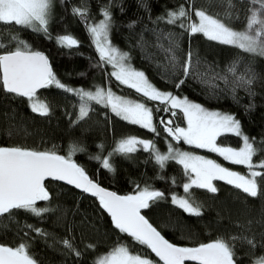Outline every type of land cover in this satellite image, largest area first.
<instances>
[{"label": "snow or ice", "instance_id": "obj_1", "mask_svg": "<svg viewBox=\"0 0 264 264\" xmlns=\"http://www.w3.org/2000/svg\"><path fill=\"white\" fill-rule=\"evenodd\" d=\"M65 3L66 0H60ZM224 7L223 14L211 13L205 8L195 7V0H186L185 4L176 9H168L152 20V24L163 22L166 25L177 27L180 35L193 37L202 34L208 41L220 45L231 46L239 51L264 58V0H247L251 5L245 16V28L236 30L231 26L233 20L239 21L238 11H235L233 0H219ZM141 7L150 12L146 0H140ZM113 0L100 8L101 18L98 21L89 19L90 9L87 6H75L72 14L78 17L84 25L90 43L98 54L94 67L105 68L110 66L111 71L106 77L114 78L118 85L135 91L141 100H132L117 95L108 86H95L93 89L74 87L62 82L53 69L49 57L42 51L35 50L27 41L18 35L9 34L7 43L0 39V90L5 94L26 98L32 113L43 117L51 115V107L46 100L38 97V90L55 87L66 94H71L78 100L75 105V119L68 113L70 123L75 126L90 117L95 106H101L105 115L114 114L132 125L149 130L159 135L157 125L154 123V109L145 102H154L155 111L170 113L176 117L179 113L186 121V126L175 124L174 119L159 118V125L166 133V148L162 152L153 140L141 139L135 136L121 138L115 142V147L103 155L104 145L98 144V153L91 158L100 162L101 167L114 172L112 162L114 156L130 158L138 151L149 154L150 159L163 171L169 162H175L182 167L186 178L180 185L184 195L152 187L149 184H136L132 193L118 195L102 187L92 179L85 168L77 164L73 155L86 151L80 146H73L68 154L61 155L51 149L36 150L20 145L0 146V217L11 218L16 211L29 213L36 218H42L46 213L55 211L52 207H38V202H50L52 196L46 186V181L66 182L83 193L96 197L100 207L106 211L115 229L127 234L134 243L146 246L155 254L162 264H239L241 257L236 253V242L246 243L251 250L249 256L254 255L257 247L264 248V243H258L255 237L232 235L228 238L218 236L216 239L200 243L196 246H178L169 242L149 220L141 214L152 204L161 201L170 202L173 206L183 210L184 213L200 217L203 215V204L193 195V190H206L215 194L218 188L214 181H223L227 185L242 191L249 198L264 196V159L254 162L264 145V138L250 137L243 131V125L235 113L213 110L199 102L189 99L186 95L179 96L172 91L162 90L153 84L143 70L132 64L129 51L115 45L111 39L114 19L111 8ZM55 0H0V24L6 26H21L31 30L45 39L55 40L58 47L71 53L78 49L81 41L73 34L61 33L55 36L50 32L53 20ZM123 5L120 11L123 12ZM133 20L128 27H136ZM155 35V47L164 56V62H156L160 79L171 83L176 90L192 79L202 87L208 89L210 98H219L220 93H226L233 103L240 105L239 92L243 90L248 97L255 96L253 87L260 78L251 65L241 70L239 57L230 61L223 71H216L212 65L206 66L201 72V60L191 47L186 53H181V45L177 33L152 29ZM14 42V47L10 45ZM166 42V43H165ZM134 47L139 48L146 60L152 61L153 54L147 53V42L141 34ZM82 55V54H81ZM83 75V73H81ZM223 82L225 87L220 88ZM255 107L250 102L243 105L244 111L249 112ZM232 134L241 140L238 148L219 144L218 138ZM11 135V133H9ZM170 138V139H169ZM183 142L197 149H207L216 153L225 161L246 168V173L234 171L223 166L216 160L197 155L191 151L181 150L174 144ZM159 180L168 179L172 185L177 184L176 177L157 175ZM258 178L262 183H258ZM252 222L249 221V225ZM35 233L37 237L45 240L51 234L43 228L32 224L25 226ZM24 235L27 237L28 232ZM68 254L74 258H81L84 253L74 243L64 238L58 241ZM86 250H94L96 245L88 244ZM31 244L22 241L17 246L0 244V264H39L30 252ZM93 264H156L155 261L130 250L127 244L119 243L93 259ZM252 264H264V255L253 259Z\"/></svg>", "mask_w": 264, "mask_h": 264}, {"label": "trees", "instance_id": "obj_2", "mask_svg": "<svg viewBox=\"0 0 264 264\" xmlns=\"http://www.w3.org/2000/svg\"><path fill=\"white\" fill-rule=\"evenodd\" d=\"M146 2L150 12L141 7L140 0H113L111 8L114 19L111 32L113 43L131 53L134 67L143 70L156 87L172 91L179 96L186 95L189 99L209 109L235 113L241 120L243 131L246 134L250 137H257L258 140L264 138V58L243 53L231 46L208 41L202 34L190 38L187 35H180L181 30L177 27L166 25L163 22L158 24L150 22L149 16L155 20L168 9H176L181 4L187 7L186 0H146ZM233 3L240 19L239 21L233 20L231 26L236 30H243L245 28L244 18L251 5L247 3V0H233ZM107 4L108 0H66L65 3L55 0L50 32L53 36L61 33L75 35L81 44L71 53L58 47L55 40L45 39L42 35H37L21 26L0 24V39L7 43L9 34L18 35L20 39L31 44L33 49L47 54L57 76L66 84L74 87L82 86L85 89H93L100 84L110 85L117 93L141 100L142 98L134 90L118 85L114 78L109 80L106 77L105 73L110 72L108 66L103 69L93 66L98 60V54L90 43L84 25L78 17L72 14L73 7L87 6L90 9L89 19L94 18L98 21L101 18L100 8ZM121 4L123 12L120 11ZM195 7L205 8L211 13L223 14L225 10L219 0H195ZM133 20L137 21V24L135 28L130 29L128 25ZM152 29L176 32L181 45V53H186L191 47L198 54L202 62L199 68L201 72L207 70V65H212L216 71L222 72L230 61L239 57L241 70L251 65L260 77L253 87L255 96L248 97L241 90L239 92L242 98L240 105L233 103L226 93H220L219 98H210L208 89L192 79L187 80L185 85L176 90L171 83L160 79L156 62L163 63L164 56L153 47L155 35ZM141 34L144 35L148 45L147 53L153 54L152 61L146 60L140 49L134 47ZM10 47H14V42ZM219 83L220 88L225 87L223 82ZM37 95L50 104L51 115L43 117L32 113L26 98L5 94L0 90V146L20 145L36 150L51 149L55 146L58 154L65 156L73 146H80L86 151L77 152L72 159L83 166L92 179L112 190L127 194L134 191L136 184L141 186L149 184L165 191L166 195L171 192L184 195L180 185L185 182L186 178L182 167L175 162H169L167 167L161 171L150 159L149 154L141 150L130 158L114 156L112 162L115 171L109 172L101 167L100 162L91 158L98 153V144L104 145L103 155H107L115 147L116 141L129 136L153 140L162 152L166 151V133L159 125V118L164 117L165 120L172 118L175 124H179L178 120H181L179 113L176 117H171L170 113L156 112L154 102L145 101L149 107L154 109V123L157 125L159 135L139 125L123 121L114 114L109 113L106 116L105 110L95 105V111L90 113L88 119L73 126L68 113H72L71 119H75L77 110L75 105L78 104L76 98L54 86L38 92ZM250 100L255 107L245 112L243 105L248 104ZM217 142L223 146L236 148L241 146L240 138L232 134L218 138ZM174 146L219 157L215 153L188 146L183 142ZM256 147L264 149V145L259 143ZM262 159H264V150L253 158L254 162ZM230 165L239 171L246 172L244 166ZM158 174L166 178L176 177L177 184L172 185L168 179H157ZM258 183H262L259 178ZM215 184L219 189L215 194L208 193L206 190H193V195L203 204V215L200 217L184 213L183 210L171 204L170 198L144 209V215L158 230L163 232L168 240L180 246H194L210 242L218 236L228 238L232 235L249 238L254 236L258 243H264V196L249 198L242 191L223 181H215ZM46 186L52 199L50 202H38L37 206H45L47 203L55 211L44 214L42 218H36L23 211L14 212L11 218L0 217V244L15 247L22 241L29 242L30 252L39 264H93L95 257L106 253L119 242L127 244L134 253L161 263L146 246L134 243L127 234L120 233L114 228L110 216L100 207L97 198H92L57 181H47ZM249 221L252 222L250 225ZM27 224L43 228L51 234V237L47 240L37 237L34 232L25 227ZM26 231L28 232L27 237L24 235ZM64 238L70 239L84 255L77 259L68 254L58 243ZM88 244H94L96 248L86 250L85 246ZM235 250L241 257L239 264H252L253 259L264 255V248L257 247L254 255L249 256L248 253L253 250L242 241L236 242Z\"/></svg>", "mask_w": 264, "mask_h": 264}, {"label": "rangeland", "instance_id": "obj_3", "mask_svg": "<svg viewBox=\"0 0 264 264\" xmlns=\"http://www.w3.org/2000/svg\"><path fill=\"white\" fill-rule=\"evenodd\" d=\"M109 67V70L111 71L112 69H111V67L110 66H108ZM97 86V85H96ZM100 86H104V85H102V84H100ZM112 88V87H111ZM93 90H94V88H93ZM113 90V89H112ZM114 91V90H113ZM117 95H121V96H124V97H127V98H129V99H132V100H137L136 98H132V97H129V96H126V95H124V94H120V93H117L116 91H114ZM180 118H181V120H178V122H179V126H181V127H184V126H186V121L183 119V117L180 115ZM175 145V144H174ZM189 146V145H188ZM176 147V146H175ZM179 148L181 149V150H184V151H191V152H193V153H195V154H197V155H201V156H205V157H207V158H209V159H213V160H216L218 163H221L223 166H225V167H228V168H230V169H232V170H234V171H237V172H240V173H246L245 171L244 172H242V171H239V170H237V169H235L234 167H232L230 164H229V162H227V161H225L222 157H220L218 154H216L215 153V155H217V156H219V157H216V156H213V155H208V154H206L204 151V153H202V152H196V151H193V150H187V149H184V148H182L181 146H179ZM236 148V147H235ZM203 150H206V151H208L207 149H203ZM214 183H215V181H214ZM151 260H153V259H151ZM154 261V260H153ZM156 264H161V263H158V262H156Z\"/></svg>", "mask_w": 264, "mask_h": 264}, {"label": "water", "instance_id": "obj_4", "mask_svg": "<svg viewBox=\"0 0 264 264\" xmlns=\"http://www.w3.org/2000/svg\"><path fill=\"white\" fill-rule=\"evenodd\" d=\"M47 55V54H46ZM42 90H45V89H41V90H38V92H40V91H42ZM62 155V154H61ZM77 164H78V162L75 160V159H73ZM87 172V171H86ZM88 173V172H87ZM88 175L90 176V174L88 173ZM91 177V176H90ZM95 180V179H94ZM47 181H51V179H49V180H47ZM47 181H46V183H47ZM53 181V180H52ZM95 181H97V180H95ZM57 182H60V183H64V184H66V182H62V181H57ZM98 182V181H97ZM99 183V182H98ZM102 187H104V188H106V189H108L109 191H113V192H116L118 195H126V194H123V193H120V192H118L117 190L115 191V190H112V189H110L109 187H107V186H104V185H102L101 183H99ZM66 185H68V184H66ZM68 186H70L71 188H75L74 186H72V185H68ZM76 189V188H75ZM77 191H80V192H82L81 190H79V189H76ZM83 193V192H82ZM84 194V193H83ZM85 194H87V193H85ZM127 194H129V193H127ZM88 196H90V197H92V198H96V197H94V196H92V195H90V194H87ZM141 214L142 215H144V212H143V210H142V212H141ZM109 215V214H108ZM110 216V215H109ZM145 216V215H144ZM146 217V216H145ZM111 218V217H110ZM147 218V217H146ZM148 219V218H147ZM149 220V219H148ZM149 222L150 223H152V221L151 220H149ZM153 224V223H152ZM153 226L154 227H156L154 224H153ZM157 228V227H156ZM158 229V228H157ZM160 231V230H159ZM161 232V234L165 237V235L163 234V232L162 231H160ZM166 238V237H165ZM167 239V238H166ZM168 240V239H167ZM169 242H171L170 240H169ZM171 243H174V242H171ZM2 244V243H1ZM174 244H176V243H174ZM5 245V244H4ZM176 245H178V244H176ZM178 246H180V245H178ZM184 246V245H183ZM194 246H196V245H194ZM188 247H192V246H188ZM155 255V254H154ZM157 258V257H156ZM158 259V258H157ZM159 261V260H158ZM160 262V261H159ZM162 263V262H161ZM186 263H193L194 264V262H186Z\"/></svg>", "mask_w": 264, "mask_h": 264}]
</instances>
